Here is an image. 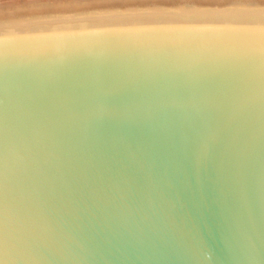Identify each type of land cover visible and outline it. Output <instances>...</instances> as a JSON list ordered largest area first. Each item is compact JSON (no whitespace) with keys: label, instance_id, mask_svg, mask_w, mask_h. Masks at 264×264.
Returning a JSON list of instances; mask_svg holds the SVG:
<instances>
[{"label":"water","instance_id":"1","mask_svg":"<svg viewBox=\"0 0 264 264\" xmlns=\"http://www.w3.org/2000/svg\"><path fill=\"white\" fill-rule=\"evenodd\" d=\"M108 1L0 20V264H264V2Z\"/></svg>","mask_w":264,"mask_h":264},{"label":"rangeland","instance_id":"2","mask_svg":"<svg viewBox=\"0 0 264 264\" xmlns=\"http://www.w3.org/2000/svg\"><path fill=\"white\" fill-rule=\"evenodd\" d=\"M0 0V20H47V19H62V15L67 13L71 14V18H86L76 17L75 14L81 11H73L74 9L65 11V8H61L63 5L71 3V7H81V9L88 7L93 0ZM95 1V0H94ZM170 0H114L113 2H104V6H111L112 8H124V6L131 7L141 5L139 3H159L161 5L168 6ZM182 2L185 0H181ZM190 2L198 3V5L206 7L221 6L224 4V0H187ZM264 2V0H258ZM49 3H54L56 6H51ZM163 3V4H162ZM166 3V4H165ZM49 4L48 6H45ZM143 5V4H142ZM37 6V7H36ZM21 7L20 9H16ZM55 8L57 10H51ZM31 9V10H27ZM99 9V8H95ZM111 12L112 10L125 11L126 9H107ZM57 11V12H56ZM88 11H93L92 9ZM85 11L86 13L88 12Z\"/></svg>","mask_w":264,"mask_h":264},{"label":"bare ground","instance_id":"3","mask_svg":"<svg viewBox=\"0 0 264 264\" xmlns=\"http://www.w3.org/2000/svg\"><path fill=\"white\" fill-rule=\"evenodd\" d=\"M64 1V0H63ZM43 2H45L44 0H43ZM65 2V1H64Z\"/></svg>","mask_w":264,"mask_h":264}]
</instances>
